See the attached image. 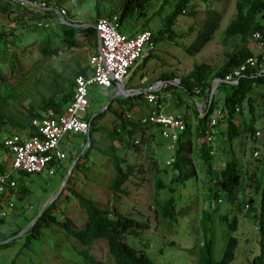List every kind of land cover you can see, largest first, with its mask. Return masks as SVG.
<instances>
[{"label":"trees","instance_id":"1","mask_svg":"<svg viewBox=\"0 0 264 264\" xmlns=\"http://www.w3.org/2000/svg\"><path fill=\"white\" fill-rule=\"evenodd\" d=\"M31 1L39 2L43 7L30 5L18 0H1L0 3V10L2 12L13 11L16 7H19L21 11H30L37 15L30 23H24L26 26L22 32L29 34L28 32L34 31L35 33L28 41H25L21 37L22 33L15 32L13 29L0 30V130L4 126V128L17 127L20 129L19 133H23L27 128L32 126V118L40 119L46 109L59 112L64 103L71 98L72 94V80L69 81L62 73L50 68L52 73L51 80L48 82L50 89L46 87L48 92L43 90V88L36 90L37 96L35 97H38L39 109H34L33 105L29 103L26 106L27 112L23 113L20 110V106H25L22 101L23 91L19 90L12 93L7 90L9 86H19L21 81L24 80L23 77L29 78L32 74L31 72L27 76L25 75L26 72L22 71L16 75L19 69H17V66L20 67V56L22 54L17 52L15 48H12V46L16 45V42L20 44L19 50L21 52L27 49L28 46L26 47V45H34L40 53V57L35 59V61L41 62L46 57L56 54L58 42H61L68 48L79 46L78 33L82 34L85 41H88L90 38L95 41V31L91 23L97 17L116 15L117 27L119 30L124 31V26L128 25L134 18L138 15L146 14V9L150 4L149 0H115V6L111 7L110 4H107L103 7L104 9H101V0H95L93 21L83 26L80 24L81 21L68 18V15L71 14L70 10L68 8L65 9L60 4L66 0H51L52 2L49 0ZM189 2L190 0H174L173 2L161 0L156 10L151 11L152 14H155L164 8L165 5L169 6V10L161 16V26L155 31H149L152 46L157 37H166L169 40H174L177 32L174 31L172 25L179 13L185 12L186 14L195 15L198 12L194 9L193 3ZM60 8L64 9L65 14L63 18L66 21L60 20L57 16L56 10ZM263 9L264 0H235L234 14L222 29V40L227 42L231 39L232 46L224 51L223 59L216 68L210 67L205 62H197L176 83L171 81L174 77L171 72L169 74L162 73L159 77L163 87L165 89H172L173 96H176L174 97L173 106H180L183 102L182 97L179 96L173 87H178L179 91L183 90L187 92L192 97L193 102L198 101L196 96L201 101L199 103L201 108L194 110L193 130L189 128L190 119L188 114H181L184 119L185 128L178 133L177 140L174 142V149L168 148L172 151L171 155L159 165L155 156L150 154L145 165L147 169L151 170L154 184L151 205L154 213L161 221L164 231L172 228L173 224H176L179 219L177 216H182L189 212L190 207H192L191 203H186L189 208L176 205V198L172 193L177 185L184 186L185 180L196 174V172L194 173L192 157L196 155L200 160V164L202 165L203 162L205 165L204 168L207 174L205 177L207 181H211V185L207 186L208 190L202 192L201 195L207 202L199 207V216L195 217L192 221H197V233H201L202 238L199 240L198 236L196 238L198 241H193L191 245L183 247L188 252L191 251L190 253L193 254L196 264H228L234 257L236 238L229 235L224 242L225 245L221 248L219 257L214 258V237L210 224L214 221L213 213L218 203H222L223 200H229L233 204L237 195V189L243 190L249 183L253 186V192L257 193L258 196L256 209L251 210V205L248 208L255 217L257 231L254 238L258 241L259 249L247 264H264V144L260 155L255 158L256 163L254 167L249 169V175L247 170L242 171L237 167L234 157L225 158L223 165L218 167L217 170L215 169L214 161L218 155V151H221L218 149L220 138L231 141L239 133L246 132L247 134L244 135V138L253 139L256 119L262 120L261 127L264 130V71H259L260 67L258 66L260 62L264 63L263 51L260 50L256 54L254 65L250 66L246 63V69L242 71L241 75L237 76L235 82L222 79L226 74H232L233 70L246 57L252 55L247 44L251 37L253 40H256L252 36L254 31L259 33L256 41L260 43L261 47L264 46V22L259 18L262 17ZM45 13H50L52 17H46ZM150 14L145 16L139 25L145 26L148 23L147 21L150 20ZM218 19L219 12L217 10L206 9L202 22L198 24L194 38L187 45H183L185 51L188 53L197 51L211 37L212 32L218 26ZM73 22L78 24L74 25ZM50 23L54 24L55 27H47ZM140 30L144 29L141 28ZM94 41L93 43H95ZM150 56L151 52L149 51L143 55L141 61L135 67L144 65L145 60ZM77 73L85 74L86 69L80 68L74 74ZM10 76L13 78L9 79L8 77ZM214 78H220V80L217 81L212 96L209 98V91ZM38 80H40L39 77ZM142 94L143 91L140 90L132 95L115 96L101 111H96L91 117H86L89 120V127L87 129L88 144L82 150L78 147L77 154L75 153L74 161L63 187L59 190L56 197L44 206L41 213L23 231L24 246L28 244L31 237L37 236L42 226L54 225L63 234L64 238L72 237L74 239L72 245L83 255L87 262L107 264L105 261L96 258L90 251L91 245L97 239H101L105 244L106 256L114 264H154L143 250L131 246L124 238L133 229L146 228L148 222L145 218L118 210L115 205V200L126 193L123 184L128 176L139 173L142 170L141 164L126 161L124 154L118 155L116 148L119 146L131 147L135 154L139 144L148 146V140L153 137L154 133L152 131L154 130L152 123L148 122L138 125L137 122L124 115L125 111L133 103H138L140 99L144 101ZM161 98H164V93H161ZM114 103L121 106L119 111L112 109ZM108 109L113 113L111 128L107 129L104 126L99 127L95 125L96 119ZM216 110L219 111L217 121L222 120L224 128H219L215 132L216 122L210 123L208 120L216 114ZM98 128H102L105 138L109 140L107 146L99 147L98 150L108 155L112 166V176L107 184L108 192L113 197L110 206L107 204L103 206L96 204L90 197L81 193L79 185L73 186L75 189L70 187L71 182L75 181L74 169L84 168V164H86L88 152L92 145L91 133ZM138 132L139 134L136 136ZM82 135L83 139H85V135ZM205 136H208L210 140H206ZM215 138H219L217 144L214 143ZM7 163L8 159L0 160V172L7 168ZM86 166L85 169H88V164ZM189 166L191 169H188ZM18 172L28 174L23 171ZM83 174H85V170ZM11 175L15 180L19 179L16 173H11ZM70 177L71 180H69ZM137 178L141 180V177ZM248 179L249 182H246ZM63 188L68 189L69 194L75 198L77 204L85 213V219L79 225L76 224L69 213H64L63 217L61 216L60 218L54 216L53 210H55L56 203L61 198L70 197L67 193H63ZM22 190L25 191V189ZM190 192L191 194H187L188 198L194 199V195L197 196V194L192 191ZM209 197L213 198L210 199ZM210 200L213 202L211 203ZM236 206H242L241 202L237 200ZM219 218L229 219L232 222L230 227L236 228V217L234 214L224 211L219 214ZM2 219L3 216L0 217V222ZM20 229L21 227L14 229L10 235L13 236ZM12 240L9 239L2 242L0 246L7 245ZM168 243L181 246L180 242H175L172 239ZM76 246L79 247L76 248ZM10 264H14V259H11Z\"/></svg>","mask_w":264,"mask_h":264},{"label":"rangeland","instance_id":"2","mask_svg":"<svg viewBox=\"0 0 264 264\" xmlns=\"http://www.w3.org/2000/svg\"><path fill=\"white\" fill-rule=\"evenodd\" d=\"M49 1L52 2L51 0ZM160 1L161 0H149L150 4L146 9V14L138 15L128 25H125L123 30L125 32H135L137 30L139 31L141 28L148 31L157 30L162 23L161 16L169 10V6L165 5L159 12L152 14L151 11L156 10ZM169 1L173 2L174 0ZM94 2L95 0H66L60 4L65 9L68 8L70 10L71 14L68 15V18L89 24L94 18ZM100 2L101 9H104L103 7L107 4H110L111 7L116 4L115 0H101ZM234 2L235 0H190L189 3H193L194 9L198 12L195 15L181 12L176 16L172 27L174 31L177 32V36L174 40H169L166 37L156 38L153 46L146 52L148 53L150 51L151 56L145 60L144 65L130 69L125 82L128 87L129 85L133 86L131 88L139 86V89L137 87L135 88L142 90L148 85L155 83L162 73L169 74L170 72L175 77L172 78L171 81L176 83L177 80L186 75L192 69V65L197 62H205L208 63L210 67L216 68L223 59L224 51L232 46L231 39L227 42L222 40V29L234 14ZM206 9H214L219 12L218 26L212 32L211 37L197 51L188 53L183 48V45H187L194 38L198 24L202 22ZM149 14L150 20L147 21L148 23L143 27L139 25L144 17ZM36 16L37 15L30 11H21L19 7L8 12H2L0 10V30L13 29L15 32L22 33L21 37L24 38L25 41H28L35 33L34 31L28 32L29 34L22 32L26 26L24 23H30ZM45 16L49 18L52 17L50 13H45ZM259 18L264 22V9L262 10V17ZM49 26L52 28L55 27L52 23L47 27ZM77 39L79 46L77 45L69 48L65 47L61 42H58L56 54L46 57L45 60L41 62L35 61V59L40 57V53L34 45H26V47H28L24 49V52L19 50L20 44H18V42L15 43L16 45L12 46L17 52L22 53L20 56V67L17 66V69H19L16 75L25 71V75L29 76L28 74L32 72L31 77H23L24 80L21 81L19 86L17 85V87H15V85H12L7 88V90L12 93L18 92L19 90L23 91L22 101L25 106H20V110L23 113L27 112L26 106L29 103L33 105L34 109H39L38 97H35L37 96L36 90L43 88V90L48 92L46 87H49L48 82L51 80L52 76L50 68L62 73L69 81L72 80L74 73L80 68L87 70V58L93 50L94 40L90 38L88 41H85L82 34L79 33L77 34ZM247 45L254 55L264 49V46H259L260 44L258 41L253 40L252 37L249 39ZM258 66L264 68V63L260 62ZM38 77L40 80H38ZM8 78L11 79L13 77L10 76ZM156 86L158 88L155 89V92L164 93V98H161V100L165 106V111L188 114L190 119L189 128L193 130L195 119L194 110L197 108V104L199 105L201 102L199 98L195 95L198 101L197 103L193 102L192 97L187 92L182 89V91H179L178 87H173L183 99L182 105L176 107L173 106L174 97L176 96H173L172 89H165L162 82L156 84ZM113 90V85L108 87L98 84L87 85L86 98L88 100V105L85 109L80 111L81 116L85 118L89 117L94 111L103 106ZM253 93L255 92L253 91ZM122 107L124 106L122 105ZM145 107L146 104L142 99H140L138 103H133L127 109V111L130 112L129 118L136 119L137 114L140 112L139 108ZM120 108V105L116 103L113 104L112 109L119 111ZM124 115L126 117V113H124ZM112 117L113 113L108 109L96 119L95 125L110 129L112 126ZM261 122V119L255 120V129L258 130V133L254 138V140H256L253 142V144H255L253 147L257 149L256 156H259L261 153L260 147L264 138V130L261 127ZM4 127L0 130V139L9 133L20 132V129L17 127ZM219 128H224V122H222V120L217 121L215 132ZM138 134L139 132L136 136H138ZM246 134V132H241L237 137L232 138L233 140L231 141L220 138L218 149L221 151H218V155L215 159L213 158L216 170L223 165L225 158L234 157L237 162V167L242 171L247 170L249 175V169L255 165L256 160L251 156L249 138L244 139V135ZM82 139L83 135L79 133H67L61 138V147L67 157L62 161V164H60L61 166H58L52 173H48L46 169L28 174L16 171V176H19V179L15 180L16 184L14 188L9 189L2 195V201L9 199L12 201V205L6 207V214L0 222V239L11 236L10 233L18 227H21V229L25 227L28 221L38 212L44 201L56 192L58 187H61L60 182L63 178V173L71 163V159L77 148L82 146ZM91 140L92 145L89 149L86 161L89 168L85 169L87 166L84 164V168L74 169L73 174L75 181L73 183L71 182L70 187L75 189L73 186L79 185L78 187L81 193L90 197L96 204L100 206L107 204L110 206L113 197L111 193L108 192L107 184L112 176V166L108 155L98 150L99 147L107 146L109 140L105 138V133L102 128L92 131ZM243 140L245 141L243 142ZM218 141L219 138H215L214 143L217 144ZM165 144L166 140L164 138L159 134H153V137L148 140V146L139 144L135 154L131 147L119 146L116 148L118 155L124 154L126 161L141 164L142 170L139 173L128 176L123 184L126 193L125 195L121 194L122 196L115 200V205L118 210L145 218L148 222L146 228L133 229L124 238L131 246L143 250L154 264H194L195 258L193 254L188 253L183 247L191 245L193 241H198V239H196L198 236L199 240L202 238L201 233H197V221H192L195 217L199 216V207L207 202L201 194L203 191L208 190L207 186L211 185V181L206 180L205 175L207 174L203 162L201 165L196 155L192 157L194 173L196 172V174L186 179L184 186L177 185L172 191L176 198V205L189 208L186 203H191L192 207H190L189 212L182 216H177L179 219L176 224L174 223L172 228L164 231L162 223L154 213L151 205L154 184L151 170L147 169L145 165L147 164L146 161L149 159L150 154L155 156L159 165L163 163L164 159L171 155L172 151L166 148ZM188 169H191L190 166ZM84 170L85 174H83ZM137 177H141V180H138ZM212 179H214V177H212ZM69 180H71V177ZM246 182H249V179ZM22 189H25V191ZM67 190V188L62 189L63 193H67L70 197L61 198L56 203L54 207L55 210H53L54 216L60 218L64 213H69L76 224L79 225L85 219V213L83 209L79 207L75 198L72 197ZM244 190L252 192L253 186L249 183L243 190L237 189L238 195L245 197L246 194ZM190 191L197 194V196L194 195V199L188 198L187 194H191ZM236 200L241 202L242 199L237 196L234 200L235 206ZM256 201L257 193L253 192L252 201L249 204L254 206ZM231 206L232 203L229 200H223L222 203L217 205L213 213L214 221L212 222V233L214 237V258L219 257L225 239L230 233L223 225L224 222L222 224L217 220V215L221 212L228 211V208H231ZM231 213L235 215L237 220V227L231 233L236 236L239 241L234 248L235 257L229 264H243V257L248 259L251 253L257 251V242L255 238L251 240L256 233L255 220L250 214V209L246 210L236 206L232 207ZM22 234L20 233L13 238L9 237V239L13 240L7 245L0 246V264H10L11 259H14V264H93L87 262L83 255L74 248L72 245L74 239L72 237L64 238L63 234H61L54 225L42 226L37 236L31 237L26 246L23 245L24 237ZM171 239L175 242H180L181 246L169 244L168 241ZM78 247L79 246H76V248ZM90 251L96 258L105 261L107 264H114L111 259L106 256V248L103 240L97 239L91 245Z\"/></svg>","mask_w":264,"mask_h":264},{"label":"built area","instance_id":"3","mask_svg":"<svg viewBox=\"0 0 264 264\" xmlns=\"http://www.w3.org/2000/svg\"><path fill=\"white\" fill-rule=\"evenodd\" d=\"M18 1L43 7L41 3L31 0ZM56 13L60 19L65 14L63 8L56 10ZM92 26L96 43L87 58L88 72L73 75L71 98L59 112L46 109L40 119L35 117L31 119L32 126L23 133L13 132L0 140V160L8 159L7 168L0 172V217L6 214V207L12 205L9 199L2 201V195L15 186L16 181L11 173L40 172L43 169L52 173L65 157L61 148V138L67 133L86 131L88 121L82 118L80 111L88 105L87 85L98 84L107 87L114 84L118 90L124 91L123 85L130 69L152 47L148 30L121 31L117 27L114 14L97 17ZM253 36L257 40L259 33L254 31ZM262 51L264 57V50ZM255 60L254 54L246 57L233 73L226 74L224 79L235 82L237 76L246 69V63L251 66ZM155 87L156 83H153L144 90L143 98L149 108L138 120L142 124L149 122L157 125L161 136L174 141L177 131L184 126L183 120L179 114L163 111L161 100L154 92ZM209 122L213 123L214 118L209 119Z\"/></svg>","mask_w":264,"mask_h":264},{"label":"clouds","instance_id":"4","mask_svg":"<svg viewBox=\"0 0 264 264\" xmlns=\"http://www.w3.org/2000/svg\"><path fill=\"white\" fill-rule=\"evenodd\" d=\"M60 19V18H59ZM61 20V19H60ZM74 23V22H73ZM90 24V23H89ZM88 25V24H87ZM91 25H92V23H91ZM95 43H96V37H95V41H94ZM95 43H94V47H95ZM94 47H93V49H94ZM93 51V50H92ZM145 54V53H144ZM143 54V55H144ZM143 55H142V57H143ZM142 57L138 60V62L136 63V64H138L140 61H141V59H142ZM136 66V65H135ZM135 66H133L132 68H134ZM263 69V70H262ZM259 71H264V68H259ZM75 75V74H74ZM173 78H175V77H173ZM215 79V78H214ZM214 79H213V82H214ZM223 80H225L224 79V77L222 78ZM160 82H162L160 79L159 80H156L155 81V83L156 84H158V83H160ZM234 82V81H233ZM113 86H114V90H113V92L115 91L116 92V90H118L117 89V86L116 85H114L113 84ZM124 86V91H122V92H129V93H131V94H129V95H132V94H135V93H137V92H139L140 90H138L137 88H131V87H126L125 85H123ZM108 87V86H107ZM148 87V86H147ZM146 87V88H147ZM126 88L128 89V90H126ZM146 88H144V89H142L141 91H143V93H144V90L146 89ZM158 87L156 86L155 88H154V92L156 91L155 89H157ZM72 91H73V87H72ZM155 94H157V96H158V98L159 99H161V93H157V92H155ZM72 95V94H71ZM143 95V94H142ZM115 96H121V95H115ZM114 96V97H115ZM127 96V95H126ZM210 98V97H209ZM144 99V98H143ZM88 101V100H87ZM67 102V101H66ZM65 102V103H66ZM145 102V101H144ZM64 103V104H65ZM161 103H162V100H161ZM197 103V102H196ZM105 104V103H104ZM145 104H146V107L145 108H139L140 109V112L137 114V118L135 119H132L133 121H135V122H137V124L138 125H140L141 123L139 122V117L141 116V115H144V114H146V112H147V110H148V104L145 102ZM197 109L199 110L201 107L197 104ZM162 108H163V111H165V106H164V104L162 103ZM96 111H98V109L96 110ZM96 111H94L91 115H93ZM101 111V110H100ZM217 111V110H216ZM215 111V115L214 116H212L211 118H214V122H216L217 123V115L219 114V111L218 112H216ZM168 112H170V111H168ZM125 113H126V117H129L130 116V112H128V111H125ZM172 113H174V112H172ZM174 114H179L180 115V117L182 118V116H181V113H178V112H175ZM91 115H90V117H91ZM216 117V118H215ZM82 118L83 119H85V120H87L88 121V127H89V120L87 119V118H85V117H83L82 116ZM210 118V119H211ZM188 119V118H187ZM182 120H183V123H184V119L182 118ZM208 120V119H207ZM206 120V121H207ZM209 121V120H208ZM153 124V123H152ZM154 125V130H152V131H154V133L153 134H159L160 135V133H159V127L157 126V125H155V124H153ZM88 127H87V129H88ZM183 128H185V123H184V126H183ZM183 128H181V129H179L178 131H177V133H176V137H175V139H174V141H171V139L169 138V137H163V136H161L162 138H164L165 140H166V144H165V146H166V148H172V149H174V142L177 140V137H178V133L183 129ZM87 129H86V131L84 132V133H81V132H74V133H79V134H84L85 135V139H82V142H83V144H82V146L80 147L81 148V150L82 149H84L86 146H87V144H88V133H87ZM74 133H72V134H74ZM258 133V130L257 129H255L254 131H253V135H254V138H255V136H256V134ZM254 138L252 139H250L249 138V141H250V151H251V156H253V158L255 159L257 156H256V154H257V149H254V145L255 144H253V142L256 140H254ZM205 139L206 140H210L209 139V137L208 136H205ZM245 139V138H244ZM87 140V141H86ZM245 140H243V142H244ZM66 144V143H65ZM263 144H264V138H263V142L261 143V147H260V151H262V148H263ZM62 148V147H61ZM79 148V149H80ZM78 149V148H77ZM63 150V149H62ZM77 151V150H76ZM76 151H75V153H76ZM63 152H64V150H63ZM75 153L73 154V157H72V159H71V163L68 165V167L70 166V168H71V166H72V163H73V161H74V157H75ZM77 154V153H76ZM65 157H67V155H65ZM65 157L62 159V161L65 159ZM256 160V159H255ZM61 164H62V162H61ZM61 166V165H60ZM254 167V166H253ZM252 167V168H253ZM68 169V168H67ZM67 171V170H66ZM65 171V172H66ZM70 171V170H69ZM65 172H64V174H65ZM64 174H63V176H64ZM62 180V179H61ZM15 184H16V182H15ZM63 187V186H62ZM58 189H59V187H58ZM57 189V190H58ZM61 190V189H60ZM244 192H245V194H246V196L244 197V196H240V195H238V192H237V195H236V197H235V199L237 198V196L238 197H240L242 200H241V205L242 206H240V207H242L243 209H246V210H249V205H251V204H249L251 201H252V194H253V191L252 192H247V191H245L244 190ZM55 193V192H54ZM249 196H251V197H249ZM210 199H212L213 197H209ZM234 199V200H235ZM257 200H258V196H257ZM211 201V203L213 202L212 200H210ZM237 201V200H236ZM219 204V203H218ZM232 207H236L235 206V204H234V202H233V204H232V206H231V208H228V212H230L231 213V209H232ZM256 207H257V201H256V204L254 205V206H252L251 205V210H255L256 209ZM250 210V214H251V216L254 218V220H255V217H254V215H253V213H252V211ZM220 214V213H219ZM219 214L217 215V220L220 222V223H222L223 224V222H224V226L230 231V233L227 235V237L229 236V235H231V236H233V237H235L236 238V236H234L231 232L234 230V227L233 228H231L230 227V225L232 224V222L229 220V219H224V218H219ZM36 215V214H35ZM210 226H211V231H212V223L210 224ZM236 227H237V220H236ZM24 228V227H23ZM255 228H256V225H255ZM21 231V230H20ZM19 231V232H20ZM256 231H257V229H256ZM23 233V231L21 232V234ZM17 234V233H16ZM16 234H14L13 236L11 235V236H8V237H5V238H2V239H0V243H2V242H5V241H7V240H9V237H15L16 236ZM18 234H20V233H18ZM256 234V233H255ZM254 234V235H255ZM227 237H226V239H227ZM254 238V236L251 238V240ZM226 239H225V241H226ZM246 240V239H245ZM256 240V242H257V251L255 252V253H251V255H250V257L247 259V258H244L243 257V261H242V263L243 264H247V262L250 260V259H252V256L254 255V254H256L257 252H258V249H259V246H258V241H257V239H255ZM239 240L236 238V244H237V242H238ZM225 245V244H224ZM251 251V250H250ZM188 253H190V252H188ZM234 257H235V253H234ZM234 257L228 262V264L234 259ZM247 259V260H246ZM194 264H196L195 263V261H194Z\"/></svg>","mask_w":264,"mask_h":264},{"label":"water","instance_id":"5","mask_svg":"<svg viewBox=\"0 0 264 264\" xmlns=\"http://www.w3.org/2000/svg\"><path fill=\"white\" fill-rule=\"evenodd\" d=\"M61 20L62 21H66L64 18H61ZM74 25H77L78 23H73ZM81 25H83V26H85V25H87L88 23H80ZM218 80H220V78H215L214 79V82H213V84H212V86H211V88H210V91H209V97H211L212 96V93H213V91H214V88H215V85H216V83H217V81ZM121 95V96H126V95H129V94H131V93H129V92H122L121 90H116V92L114 91V92H112L111 93V95L107 98V101L105 102V104L103 105V106H101L99 109H98V111H100V110H102L103 108H105L106 106H107V104L112 100V98L115 96V95ZM88 136V135H87ZM69 170H70V166L68 167V169H67V171L65 172V174H64V176H63V178H62V180H61V182H60V186L61 187H59V189L55 192V193H53L52 195H50L45 201H44V203L42 204V206L40 207V209L38 210V212L36 213V215L33 217V218H31L29 221H28V223L26 224V226L24 227V228H22L21 229V231L20 232H18V233H21L22 231H24L31 223H32V221L41 213V211H42V209L44 208V206L46 205V204H48V202L50 201V200H52L54 197H56V195L58 194V192H59V190L62 188V186L64 185V183H65V181H66V178H67V175H68V173H69ZM18 233L16 234V235H18Z\"/></svg>","mask_w":264,"mask_h":264},{"label":"crops","instance_id":"6","mask_svg":"<svg viewBox=\"0 0 264 264\" xmlns=\"http://www.w3.org/2000/svg\"><path fill=\"white\" fill-rule=\"evenodd\" d=\"M87 72H88V67H87L86 73H87ZM157 80H159V79H157ZM125 82H126V81H125ZM125 82H124V85H125L126 87H128V85H127ZM129 87H133V86H132V85H129ZM135 87L139 88V86H135ZM135 87H134V88H135Z\"/></svg>","mask_w":264,"mask_h":264}]
</instances>
